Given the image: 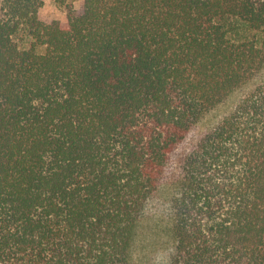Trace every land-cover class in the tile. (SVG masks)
Segmentation results:
<instances>
[{"label":"trees","instance_id":"16d2710c","mask_svg":"<svg viewBox=\"0 0 264 264\" xmlns=\"http://www.w3.org/2000/svg\"><path fill=\"white\" fill-rule=\"evenodd\" d=\"M41 5L0 2V264H133L163 191L166 264H264V0Z\"/></svg>","mask_w":264,"mask_h":264},{"label":"rangeland","instance_id":"374dc122","mask_svg":"<svg viewBox=\"0 0 264 264\" xmlns=\"http://www.w3.org/2000/svg\"><path fill=\"white\" fill-rule=\"evenodd\" d=\"M1 2V0H0ZM81 0H42L39 9L41 18L45 21H61L66 20L67 7L72 6L78 9ZM202 127V126H201ZM194 130L188 139L180 146L178 155L175 156V162L172 163L173 173L177 167V160L183 156L189 147H191L202 132V128ZM176 153V154H177ZM166 192L163 191L158 198L152 202L144 219L140 223L136 238L132 248L133 264H166L168 256V246L166 239L159 234L155 228L160 211L164 207L163 200Z\"/></svg>","mask_w":264,"mask_h":264}]
</instances>
